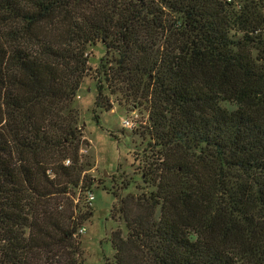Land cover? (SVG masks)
<instances>
[{
	"label": "trees",
	"instance_id": "16d2710c",
	"mask_svg": "<svg viewBox=\"0 0 264 264\" xmlns=\"http://www.w3.org/2000/svg\"><path fill=\"white\" fill-rule=\"evenodd\" d=\"M97 42V98L149 104L148 190L112 207L111 264H264V0H0V264H79L61 246L82 183L69 104Z\"/></svg>",
	"mask_w": 264,
	"mask_h": 264
},
{
	"label": "rangeland",
	"instance_id": "374dc122",
	"mask_svg": "<svg viewBox=\"0 0 264 264\" xmlns=\"http://www.w3.org/2000/svg\"><path fill=\"white\" fill-rule=\"evenodd\" d=\"M88 52L87 73L77 95L69 104L76 117L78 136L80 135L78 157L82 167V183L62 199V207L69 211L73 219L64 224L62 230L72 231L79 226L78 237L73 235L70 241L61 246L67 247L65 249L71 252H74L76 246L77 254L74 257L79 264H111L114 251L110 241L115 232L124 230L120 218L111 216L112 207L117 205L119 199L142 197L148 190L141 179L140 164L134 158L132 147L140 145V149L143 148L141 143L146 131L141 125L148 124L149 104L143 99L134 100L130 96L134 92L117 87L114 88L115 91L113 88L104 90L98 99V70L106 53L100 42L90 46ZM110 63L108 67H113L114 63ZM105 84L102 83L104 88ZM97 100L103 108H97ZM108 105L109 110L105 111ZM124 119L141 125L137 130V127L125 130L121 124ZM89 182L91 185L87 190L94 196L91 204L86 202V189H81L83 183L87 185ZM124 183H128L129 187L124 192L116 190L119 195L116 199L111 192ZM122 233L125 237L126 232ZM39 255L41 259L57 257L49 249Z\"/></svg>",
	"mask_w": 264,
	"mask_h": 264
},
{
	"label": "built area",
	"instance_id": "2783aa9c",
	"mask_svg": "<svg viewBox=\"0 0 264 264\" xmlns=\"http://www.w3.org/2000/svg\"><path fill=\"white\" fill-rule=\"evenodd\" d=\"M121 124H122V128H124L125 130H132L135 127V123H132L129 119L122 120ZM66 163L68 164L69 160L66 161ZM85 199L88 204H91V202L94 199L93 193L87 192Z\"/></svg>",
	"mask_w": 264,
	"mask_h": 264
}]
</instances>
